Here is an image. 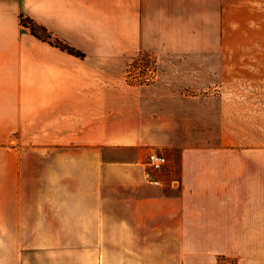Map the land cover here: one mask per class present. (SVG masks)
I'll return each instance as SVG.
<instances>
[{"label": "crops", "instance_id": "crops-1", "mask_svg": "<svg viewBox=\"0 0 264 264\" xmlns=\"http://www.w3.org/2000/svg\"><path fill=\"white\" fill-rule=\"evenodd\" d=\"M261 51L264 0H0V264H264Z\"/></svg>", "mask_w": 264, "mask_h": 264}, {"label": "rangeland", "instance_id": "rangeland-1", "mask_svg": "<svg viewBox=\"0 0 264 264\" xmlns=\"http://www.w3.org/2000/svg\"><path fill=\"white\" fill-rule=\"evenodd\" d=\"M262 52L264 51H261V54H263ZM155 63L156 61L154 57L149 54H143L139 57L137 62L133 64L131 69L132 72L137 75L140 82L145 83L147 81V78L151 79V70H154L156 72ZM254 64L255 66H249L251 68V73H259L264 75V54L262 55L259 63L257 64L255 61Z\"/></svg>", "mask_w": 264, "mask_h": 264}, {"label": "built area", "instance_id": "built-area-1", "mask_svg": "<svg viewBox=\"0 0 264 264\" xmlns=\"http://www.w3.org/2000/svg\"><path fill=\"white\" fill-rule=\"evenodd\" d=\"M130 76L139 79L135 73L131 72ZM154 77H155V71L151 70V79L147 78V81L145 83L151 82V80H153ZM167 163H168L167 158L158 153H152L148 157V165L152 171H160L167 165Z\"/></svg>", "mask_w": 264, "mask_h": 264}, {"label": "trees", "instance_id": "trees-1", "mask_svg": "<svg viewBox=\"0 0 264 264\" xmlns=\"http://www.w3.org/2000/svg\"><path fill=\"white\" fill-rule=\"evenodd\" d=\"M23 23H24V25H25V24H29V22H27V21H26V22H23ZM29 25H30V28H31V32H32V34H33L34 36H38V37H41V38L46 39V34L43 33L42 35H39L38 29H37V27H36L33 23H30ZM56 45H57L58 47H60L62 50H68L70 53L75 54V55L78 56V54L75 53L72 49H69V48H67V47H65V46H63V45H61V44H59V43H56Z\"/></svg>", "mask_w": 264, "mask_h": 264}]
</instances>
